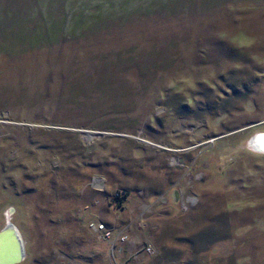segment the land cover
I'll use <instances>...</instances> for the list:
<instances>
[{
  "label": "rangeland",
  "instance_id": "rangeland-1",
  "mask_svg": "<svg viewBox=\"0 0 264 264\" xmlns=\"http://www.w3.org/2000/svg\"><path fill=\"white\" fill-rule=\"evenodd\" d=\"M264 0H0V230L16 264H264Z\"/></svg>",
  "mask_w": 264,
  "mask_h": 264
},
{
  "label": "water",
  "instance_id": "water-1",
  "mask_svg": "<svg viewBox=\"0 0 264 264\" xmlns=\"http://www.w3.org/2000/svg\"><path fill=\"white\" fill-rule=\"evenodd\" d=\"M264 137V132L254 134L248 141L251 149L258 153H264V147L260 149L253 148L250 143ZM24 242L17 228L10 223L0 230V264H16L24 259Z\"/></svg>",
  "mask_w": 264,
  "mask_h": 264
},
{
  "label": "bare ground",
  "instance_id": "bare-ground-1",
  "mask_svg": "<svg viewBox=\"0 0 264 264\" xmlns=\"http://www.w3.org/2000/svg\"><path fill=\"white\" fill-rule=\"evenodd\" d=\"M250 145L256 149H260L261 147H264V137H262L261 139H257L256 141L253 140V142L250 143Z\"/></svg>",
  "mask_w": 264,
  "mask_h": 264
}]
</instances>
